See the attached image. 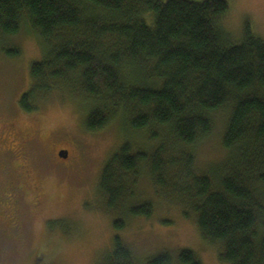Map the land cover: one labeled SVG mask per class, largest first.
I'll return each instance as SVG.
<instances>
[{
	"label": "trees",
	"instance_id": "1",
	"mask_svg": "<svg viewBox=\"0 0 264 264\" xmlns=\"http://www.w3.org/2000/svg\"><path fill=\"white\" fill-rule=\"evenodd\" d=\"M228 7L226 0H0V41L26 23L45 45L29 64V88L18 99L23 111L39 110V101L65 85L89 103L86 129L123 112L132 129L156 141L151 150L124 141L106 159L98 187L108 206L145 164L156 186L192 200L198 230L220 246L222 262L264 264V39L246 25L231 42L222 27ZM2 42L6 54H19ZM226 105L229 156L214 172L198 173L190 146ZM130 212L149 216L152 205ZM171 262L161 251L141 264ZM176 262L202 264L188 248ZM106 264H137L118 234Z\"/></svg>",
	"mask_w": 264,
	"mask_h": 264
},
{
	"label": "rangeland",
	"instance_id": "2",
	"mask_svg": "<svg viewBox=\"0 0 264 264\" xmlns=\"http://www.w3.org/2000/svg\"><path fill=\"white\" fill-rule=\"evenodd\" d=\"M226 1L222 27L231 42L241 40L246 25L264 39V0ZM2 41L19 54L8 55L0 45V188L16 173L23 194L13 209L20 236L0 218V264H106L115 234L137 264L161 251L177 264L181 248L193 250L202 264H227L219 259L220 246L202 238L192 200L156 186L145 164L126 176V194L108 206L98 187L106 159L124 141L147 150L156 141L132 129L122 111L101 129H86L89 103L65 85L39 101V110L23 111L18 99L29 88V64L42 57L45 45L26 23ZM229 115L228 105L212 112L211 131L190 146L194 171L214 172L229 156L222 144ZM59 149L67 160L57 158ZM13 165L14 174L1 172ZM143 202L152 205L151 214L133 215L130 207Z\"/></svg>",
	"mask_w": 264,
	"mask_h": 264
},
{
	"label": "flooded vegetation",
	"instance_id": "3",
	"mask_svg": "<svg viewBox=\"0 0 264 264\" xmlns=\"http://www.w3.org/2000/svg\"><path fill=\"white\" fill-rule=\"evenodd\" d=\"M59 151V152H58ZM60 149L57 150L56 156L59 159H62V161L67 160L68 158V153L66 154L65 157H59L60 155ZM22 153V158L27 160L28 154L25 152H20ZM20 157V156H19ZM18 165V162H17ZM13 165L10 169V171H7L6 169L2 168L1 172L4 174H14L16 171L13 172V170H16V166ZM22 175V173H21ZM17 181V183L15 182ZM19 180V184H18ZM22 180L17 178V175L15 173L14 175V180H11L7 186H1L0 188V218L7 220V223L9 225L10 223V228L13 229V232L16 233L17 236H20V222H19V216L17 214H14V207L16 206L15 204L18 203L19 196H21L22 193ZM0 230H3L2 227H0Z\"/></svg>",
	"mask_w": 264,
	"mask_h": 264
},
{
	"label": "water",
	"instance_id": "4",
	"mask_svg": "<svg viewBox=\"0 0 264 264\" xmlns=\"http://www.w3.org/2000/svg\"><path fill=\"white\" fill-rule=\"evenodd\" d=\"M66 154H67V151H62V152H60V156H62V157H65L66 156Z\"/></svg>",
	"mask_w": 264,
	"mask_h": 264
}]
</instances>
